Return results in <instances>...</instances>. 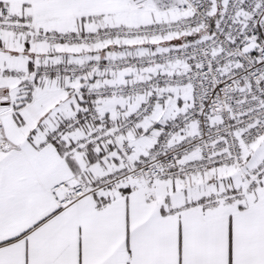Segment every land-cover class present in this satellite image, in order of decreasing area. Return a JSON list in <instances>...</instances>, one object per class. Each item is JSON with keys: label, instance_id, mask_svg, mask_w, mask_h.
<instances>
[{"label": "snow or ice", "instance_id": "6c2138e0", "mask_svg": "<svg viewBox=\"0 0 264 264\" xmlns=\"http://www.w3.org/2000/svg\"><path fill=\"white\" fill-rule=\"evenodd\" d=\"M0 264H264V0H0Z\"/></svg>", "mask_w": 264, "mask_h": 264}]
</instances>
